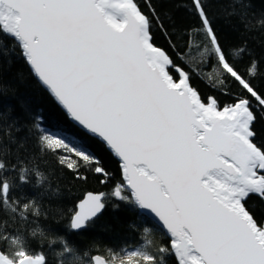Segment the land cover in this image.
Masks as SVG:
<instances>
[{
    "label": "snow or ice",
    "instance_id": "1",
    "mask_svg": "<svg viewBox=\"0 0 264 264\" xmlns=\"http://www.w3.org/2000/svg\"><path fill=\"white\" fill-rule=\"evenodd\" d=\"M232 2L246 19L251 0ZM173 9L193 23L179 24ZM157 34L167 47L157 45ZM14 58L118 160L121 179L109 192L88 191L64 207L63 191L36 153H69L56 163L76 180L91 170L107 186L110 172L86 146L44 127L31 101L5 84ZM193 62L216 73L212 86L228 102L200 94ZM258 79L260 63L244 46H225L207 0H143V7L140 0H0V105L9 91L16 100L0 111V264H49L45 246L59 249L60 264H123L125 257L127 264H264ZM110 204L151 216L168 242L150 238L151 225H137L136 245L109 248L102 258L41 225L67 214L68 229L80 234Z\"/></svg>",
    "mask_w": 264,
    "mask_h": 264
},
{
    "label": "trees",
    "instance_id": "2",
    "mask_svg": "<svg viewBox=\"0 0 264 264\" xmlns=\"http://www.w3.org/2000/svg\"><path fill=\"white\" fill-rule=\"evenodd\" d=\"M140 3L143 7V0H140ZM207 6L214 26L225 46L241 45L246 47L251 57L258 61L261 69L264 70V25L261 24V21L264 20V0H251V7L248 9L244 20H241L239 15L242 10L235 6L232 0H207ZM164 7L167 9L169 6L165 5ZM173 12L179 24L188 25L193 23V18L185 11L173 9ZM174 39L181 46L183 45V41H180L177 37H174ZM156 43L158 46L167 47L166 41L159 34H157ZM192 66L200 70L202 79L193 77L192 80L193 86L200 91V94L204 97L215 95L221 104L228 102L229 97L221 96L212 86L214 83H218L216 73L211 69H204V66L199 65L198 62H193ZM247 66V59L239 65L241 71ZM4 82L16 89L17 94L31 101L36 112L43 117L44 127L64 133L75 144L86 146L87 150L101 160L110 172L111 182L107 186L99 183V178L91 170L81 169V173L88 178L86 181L76 180L72 172L58 167L56 163L61 157L68 156L69 153L63 149L59 150V156L36 153L42 168L47 169V174L51 176L53 183L63 191V205L65 208L70 209L88 191L107 193L112 188L113 183L120 181L119 163L114 156L99 141L89 137L69 121L53 98L31 74L30 69L23 60L14 58L11 68L5 70ZM255 83L258 87L264 88V79H258ZM15 105L14 94L9 91L3 96L0 111L6 112L10 106ZM259 127L264 129V124ZM30 144L32 151L35 152L34 138L30 140ZM250 206L259 207L256 202H250ZM66 215L63 219H52L51 217L42 219L41 225L66 234L82 251H87L89 256L107 257L109 255L107 249L109 248L118 251L122 247L136 245L138 243L137 225H151L156 229V232L150 234V238L155 239L158 244L168 242L166 235L156 225L138 210L128 206L122 205L119 210H113L110 204L95 225L80 234H74L68 229ZM44 251L48 256L49 264H60L59 249L53 251L45 246ZM168 264H173L171 258Z\"/></svg>",
    "mask_w": 264,
    "mask_h": 264
},
{
    "label": "water",
    "instance_id": "3",
    "mask_svg": "<svg viewBox=\"0 0 264 264\" xmlns=\"http://www.w3.org/2000/svg\"><path fill=\"white\" fill-rule=\"evenodd\" d=\"M54 100V99H53ZM55 101V100H54ZM56 103V101H55ZM57 104V103H56ZM58 105V104H57ZM59 106V105H58ZM61 109V108H60ZM62 110V109H61ZM63 111V110H62ZM70 121V120H69ZM71 122V121H70ZM72 124H74L73 122H71ZM75 125V124H74ZM76 126V125H75ZM77 127V126H76ZM78 128V127H77ZM79 129V128H78ZM115 158V157H114ZM116 159V158H115ZM117 160V159H116ZM118 161V160H117ZM119 163V162H118ZM142 215H144L145 217H147L154 225H156L162 232H163V229L159 227V225L156 223L155 220L152 219L151 216H147L145 213H142L140 212ZM164 233V232H163ZM165 234V233H164ZM166 235V234H165ZM167 237V235H166ZM168 238V237H167ZM102 257V256H101ZM103 258V257H102Z\"/></svg>",
    "mask_w": 264,
    "mask_h": 264
},
{
    "label": "rangeland",
    "instance_id": "4",
    "mask_svg": "<svg viewBox=\"0 0 264 264\" xmlns=\"http://www.w3.org/2000/svg\"><path fill=\"white\" fill-rule=\"evenodd\" d=\"M116 264H121V262L118 260V261H116ZM123 264H127V258L126 257L124 258Z\"/></svg>",
    "mask_w": 264,
    "mask_h": 264
}]
</instances>
